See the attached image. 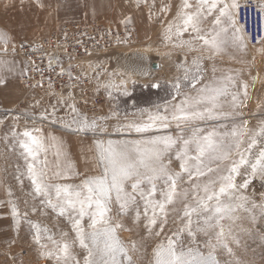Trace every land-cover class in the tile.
<instances>
[{
  "label": "snow or ice",
  "instance_id": "1",
  "mask_svg": "<svg viewBox=\"0 0 264 264\" xmlns=\"http://www.w3.org/2000/svg\"><path fill=\"white\" fill-rule=\"evenodd\" d=\"M240 8V0H196L195 5L183 0L179 14L182 26L177 28V35L190 32V39L181 46L188 44L196 50L192 46L199 41L201 47L212 54L210 59L228 47L245 49L248 38L238 21ZM0 42L5 45L3 51L6 52L9 40L4 33H0ZM260 43L264 45V36ZM202 59H194L193 68L187 66V61L181 66V73L171 84L173 100L180 97L176 103L156 106L155 111L140 109L141 117L146 116V119L118 124L115 128L117 132L134 131L143 138L95 139V165L99 171L85 175L79 184L50 183L53 179H66L67 170L58 161H48V145L43 136L37 137L27 130L22 133L25 139L18 143L23 150L21 154L29 161L26 170L34 186V194L43 197V202L59 216H67L75 232L71 241H56L48 235L47 239L56 245V251L45 252V256L54 258L57 264H134L130 249L118 235V230L124 228L118 217L131 213L133 223L140 225L143 222L151 237L160 235V232H153L158 223L160 231H163L170 213H177L181 228L156 245L153 264H220L217 249H224L231 255L229 239L239 243L232 234V226L239 219L237 211L243 209L248 212L258 208L264 216V203H253L249 208L248 197L237 195L242 189H247L257 175L264 178V120L255 129H249L246 121L227 131L216 127L200 128L198 122L214 121L233 114L225 111L226 100L232 109L243 104L241 93L230 91V85H235L230 75L211 79L196 89V84L205 79L204 69L200 66ZM184 81L190 82L195 95L181 91ZM150 87L160 88L161 85L157 81ZM247 87L245 83L244 98H247ZM72 110L77 112L74 105ZM118 115L112 112L89 119L77 114L71 124L76 125V132L107 133L106 123L101 122ZM173 122L177 127L189 129L191 134L177 137L146 135L169 128ZM55 140V137L50 138L52 142ZM173 149V156H169ZM41 153H44L42 159ZM55 156H61L59 147ZM173 158L179 162V171L170 167ZM238 177L241 183H237ZM185 182L188 188L181 187ZM160 183L163 188L158 187ZM114 204L117 219L113 217ZM177 205L181 207L178 209ZM11 213L17 218L20 215L15 205ZM33 227L34 241L41 247H47L41 241L44 239L42 233L49 230L39 224ZM183 234L190 238L188 243L181 239ZM198 234L207 237L202 246L196 241ZM61 235L67 237L68 233ZM130 243L131 250H136V242ZM73 246H78L85 253L82 260L73 255Z\"/></svg>",
  "mask_w": 264,
  "mask_h": 264
},
{
  "label": "rangeland",
  "instance_id": "2",
  "mask_svg": "<svg viewBox=\"0 0 264 264\" xmlns=\"http://www.w3.org/2000/svg\"><path fill=\"white\" fill-rule=\"evenodd\" d=\"M33 1L34 6L30 4L29 9L24 6L25 11L21 15L7 20L2 18L0 24L6 35H9L7 36L9 42L15 43L8 52L19 58H21L19 51L24 44L43 41L56 28L64 25L83 26L96 23L116 29L126 26L132 30L135 38L133 46H121L116 50L96 53L83 61L81 72L72 78L74 87L70 83H62L61 90L51 95H46L39 88L27 97L22 82L25 75L21 80L25 92L21 104L12 110L3 111V114L2 110L0 112L3 120L0 122V192L3 197L6 194L8 205L7 211L0 214V242L9 249L10 254L17 257L14 264H57L54 258L44 255L45 252L56 251V245L49 241L47 236L51 235L56 241L61 239L71 241L75 232L67 216H59L43 202V197L34 194V186L26 170L29 161L21 154L23 150L18 143L19 140L25 139L22 133L27 130L37 137L43 136L48 145V161L50 163L58 161L61 167L67 170L66 179H53L49 181L50 183L79 184L85 175L99 171L95 165V139L119 141L143 138L134 131L117 132L115 128L118 124L146 119V116L141 117L140 109L155 111L156 106L164 107L176 103L180 97L173 100L174 90L171 84L181 73V66L185 61L188 67L193 68L192 61L199 57H203L200 66L204 69L205 79L196 84V89L211 79L230 75L235 82L234 86L230 85V91H239L243 104L237 109H232L226 100L225 111L232 112V115L214 121L198 122V126L204 129L216 127L220 131H227L246 121L249 129H255L260 121L264 120V51H262L264 45L260 43L252 48L251 52L247 47L245 49L228 47L211 59L209 57L212 54L207 48L201 47L199 41L193 43L192 47L196 50H192L188 44L181 46L182 37L176 34L175 24L181 20L179 14L183 0H159L165 7V18L172 23L171 31L169 27L165 30L168 31L166 35L156 36L166 39L167 42L162 44L158 43V39L149 40L136 26L124 21L123 17L132 16L135 24V11L121 6L119 9L116 7V11L113 12L112 0H48V3L44 0ZM189 2L195 5L196 0ZM48 7L55 13V18L49 17ZM42 36H46L45 39H40ZM165 46L167 48L164 49ZM213 68L216 69L215 72ZM157 81L161 85L160 88L150 87ZM245 83L248 85L247 98L243 97ZM181 91L190 95L196 94L189 81H184ZM73 105L77 110L75 113L72 110ZM112 112L119 115L113 116L107 122H101L106 123L107 133L76 132L74 130L76 125L71 124L77 114L91 119L110 115ZM45 116L46 119L42 118ZM69 124L71 127H68ZM190 134L189 129L177 127L173 122L169 128L155 130L146 135L177 137ZM51 137H55L56 140L50 141ZM57 147L61 151L59 158L55 156ZM174 151L175 149L169 156H173ZM43 156L44 153H41L40 158ZM167 159L168 157L165 158V162ZM178 164L179 162L173 158L170 167L179 171ZM241 182L238 177L237 183ZM158 187L164 186L160 183ZM181 187L188 188V184L185 182ZM237 195L248 197L249 208H252L253 203L256 205L264 203V178L257 175L251 180L248 188L242 189ZM159 198L158 191L157 199ZM13 205L19 210L18 218L11 213ZM180 207L181 205H177L178 209ZM115 210L114 204L113 217L117 219ZM25 213L27 215H24ZM236 215L239 219L232 226V234L239 243H233L229 239V247L232 248L233 254H228L224 249H217V259L220 264H264V216L260 214L258 208L248 212L240 209ZM130 217L131 213L118 217L124 225V228L118 230V235L130 249L129 254L134 264H153V249L160 241L177 232L182 224L177 213H170L167 223L163 225V231H160L159 223L153 230L154 233L160 232V235L153 234L150 237L143 222L136 225ZM35 224L49 230L42 233L44 239L41 241V244L47 247H41L34 241ZM85 226L87 227V218ZM62 233H68V236L62 237ZM181 239L185 243L190 241L187 234H183ZM206 239L207 237L202 234L196 237L197 243L201 246ZM131 241L136 242V250H131ZM71 251L81 260L85 254L78 246H73ZM0 264L9 263L5 261Z\"/></svg>",
  "mask_w": 264,
  "mask_h": 264
},
{
  "label": "built area",
  "instance_id": "3",
  "mask_svg": "<svg viewBox=\"0 0 264 264\" xmlns=\"http://www.w3.org/2000/svg\"><path fill=\"white\" fill-rule=\"evenodd\" d=\"M240 4L238 21L245 29L251 52L264 36V0H240ZM134 41L129 27L116 29L94 23L64 25L43 41L24 44L19 55L27 63V74L22 80L27 97L35 89L51 95L61 90L62 83L72 85L83 61L96 53L133 46Z\"/></svg>",
  "mask_w": 264,
  "mask_h": 264
},
{
  "label": "crops",
  "instance_id": "4",
  "mask_svg": "<svg viewBox=\"0 0 264 264\" xmlns=\"http://www.w3.org/2000/svg\"><path fill=\"white\" fill-rule=\"evenodd\" d=\"M48 3V0H44ZM113 12L116 11V7L118 9L123 6L125 9H129L131 11H135V24L133 23V17H123L124 21L133 24L138 28V31L142 32L146 38L158 39V43H166V39L157 38L159 35H166L168 33L167 30L170 26L172 27V23L168 22V18H165L166 13L164 12L165 7L162 6L159 0H112ZM30 4L34 6L33 0H0V24L1 20L4 19H12L21 15L23 11L30 8ZM50 7H48L49 17L55 18V13L51 12ZM62 17V16H59ZM166 20V21H165ZM165 21V22H164ZM182 26V21L179 19V22H176V34L177 28ZM165 31V32H164ZM0 33H5L0 26ZM9 36V35H6ZM181 36V35H178ZM42 36L40 39H45ZM182 37V41H187L190 39V32H184ZM195 41L194 43H197ZM14 42L10 41L7 45V51H3L5 45L0 42V112L6 110H12L21 104L22 100L25 97V92L23 91L21 80L26 75L27 65L23 59L18 56L9 53L8 51L13 48ZM167 48L166 46L163 47ZM185 49V48H182ZM227 50V48L225 49ZM9 69H11L9 71ZM1 114V113H0ZM3 121L0 116V122ZM7 123V121H6ZM7 198L6 194L3 197L2 192H0V214L7 211ZM17 257H14L13 254L9 253V249H7L0 242V262H8L9 264L16 263Z\"/></svg>",
  "mask_w": 264,
  "mask_h": 264
},
{
  "label": "water",
  "instance_id": "5",
  "mask_svg": "<svg viewBox=\"0 0 264 264\" xmlns=\"http://www.w3.org/2000/svg\"><path fill=\"white\" fill-rule=\"evenodd\" d=\"M154 68H156V65L154 66Z\"/></svg>",
  "mask_w": 264,
  "mask_h": 264
}]
</instances>
